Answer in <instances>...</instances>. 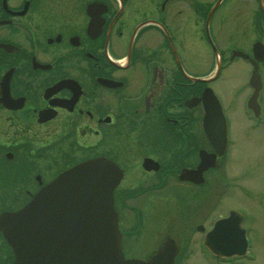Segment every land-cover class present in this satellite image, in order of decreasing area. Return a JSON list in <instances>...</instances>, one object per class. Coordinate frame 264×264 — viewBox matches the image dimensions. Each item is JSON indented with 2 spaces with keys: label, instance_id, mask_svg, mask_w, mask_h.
<instances>
[{
  "label": "flooded vegetation",
  "instance_id": "obj_1",
  "mask_svg": "<svg viewBox=\"0 0 264 264\" xmlns=\"http://www.w3.org/2000/svg\"><path fill=\"white\" fill-rule=\"evenodd\" d=\"M250 135H264V0H0V195L30 179L27 201L52 153L107 157L122 171L113 199L125 256L148 260L173 238L175 264L194 245L209 262L252 264L245 211L213 214L207 198L226 199L232 179L233 191L251 188L234 161ZM231 209L243 214L245 254L214 255L204 232Z\"/></svg>",
  "mask_w": 264,
  "mask_h": 264
},
{
  "label": "water",
  "instance_id": "obj_2",
  "mask_svg": "<svg viewBox=\"0 0 264 264\" xmlns=\"http://www.w3.org/2000/svg\"><path fill=\"white\" fill-rule=\"evenodd\" d=\"M255 80H259L257 75ZM121 175L107 158L88 159L60 172L21 208L2 211L0 232L13 250L14 263L172 264L177 252L173 239L166 242L167 259L160 252L165 244L149 260L124 257L113 208V189ZM240 222L236 210L216 219L206 234V244L217 253L242 251Z\"/></svg>",
  "mask_w": 264,
  "mask_h": 264
},
{
  "label": "rangeland",
  "instance_id": "obj_3",
  "mask_svg": "<svg viewBox=\"0 0 264 264\" xmlns=\"http://www.w3.org/2000/svg\"><path fill=\"white\" fill-rule=\"evenodd\" d=\"M228 72L231 69L227 70ZM238 79V78H237ZM49 131V133H48ZM48 133V134H47ZM47 134V135H46ZM46 140L51 138L55 133L51 130H46ZM252 135V134H251ZM246 136V137H238V145L239 149L235 152L236 157L234 161L236 162V168L242 166L241 171L237 175H241L244 171L246 179H238V182L247 183L251 186H244L249 187L250 189L245 190L244 192H236L233 191V179L230 183V193L229 191L226 192L227 197L226 199H219L217 198V190H212L211 193L208 195V200L211 201L213 198V202L218 201V204L211 205V212L215 213H223L227 210L230 206L237 207L239 209H243L247 214V223L250 225V236L253 240V250L256 251V259L251 262L252 264H264V157H262V152L257 150L259 148L264 149V135L261 137H253ZM259 140V141H256ZM261 143V145L257 148V146H246V145H253ZM240 149V147H244ZM66 150V149H65ZM249 153H252L250 157H247ZM70 155H67L65 158H62L57 153H52L51 157L47 158L46 162V170L49 172L47 173V177L44 176L45 182L49 181L52 177H54L59 171L66 168L71 162L75 159L69 158ZM235 166H231V163L228 164V168H234ZM55 170V172H54ZM44 171V174H45ZM51 177L49 178V176ZM7 188L8 190H13L8 195L4 193L3 196H0V209L2 208H9L15 209L16 207L20 206L28 197V195L24 194V188L29 189L30 191L33 190V186L31 185L32 180L30 179H21L17 178L15 180L7 181ZM27 186V187H26ZM239 186V185H238ZM212 189H215L214 187ZM21 190V193L19 192ZM232 194V198L229 196ZM222 195V194H219ZM223 197V196H222ZM223 200V201H222ZM215 205V206H214ZM208 221V218H206ZM193 250L195 253L192 254L190 259H186V261H182L183 264H216V262H209L204 257L198 256L197 251L199 250L196 245L193 246ZM194 255V256H193ZM0 264H13L12 263V253L10 250L9 245L6 243L4 238L0 237Z\"/></svg>",
  "mask_w": 264,
  "mask_h": 264
}]
</instances>
